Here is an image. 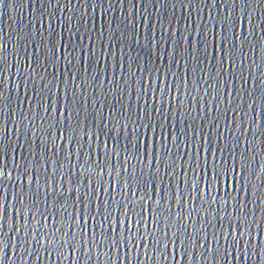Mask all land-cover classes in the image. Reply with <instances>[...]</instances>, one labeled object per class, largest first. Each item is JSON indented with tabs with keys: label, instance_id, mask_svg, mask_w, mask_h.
<instances>
[{
	"label": "snow or ice",
	"instance_id": "snow-or-ice-1",
	"mask_svg": "<svg viewBox=\"0 0 264 264\" xmlns=\"http://www.w3.org/2000/svg\"><path fill=\"white\" fill-rule=\"evenodd\" d=\"M34 2L0 38V264H264V0Z\"/></svg>",
	"mask_w": 264,
	"mask_h": 264
},
{
	"label": "water",
	"instance_id": "water-1",
	"mask_svg": "<svg viewBox=\"0 0 264 264\" xmlns=\"http://www.w3.org/2000/svg\"><path fill=\"white\" fill-rule=\"evenodd\" d=\"M36 8L37 5L34 2V0H6V4L4 7H0V38L3 39V42L6 44L7 48V55H8V61L11 64L13 61V49L11 47V44L13 41L17 39L18 33H23L27 31L29 28L36 26V21L33 19V17L36 15ZM49 9H51V5H49ZM143 9L140 8L139 4L137 6L136 10V22H137V28L138 30L142 27L143 23L146 22L145 18L148 16V14H151V19L153 24L156 23L155 17L158 15L163 14V10L161 9L160 12H157L153 7L152 4H147V12L145 13V17H141L140 12ZM215 9H213V14L215 15ZM221 11L223 12L224 9L222 8ZM191 12V14H189ZM203 16L204 20H207L206 12H204L202 9L197 11H191L187 7L181 8L179 4H177L175 9H172L171 6H169L166 14V18L164 19V25L165 28H168V20H173V23L171 25V31L173 33H176L177 30H183L184 28V20L185 17L188 19V22L190 25L193 24L194 21L203 23V21L197 20V15ZM115 15H119L117 12ZM131 15V13H129ZM256 16V13H254V17ZM173 17L175 19H173ZM176 21H179L178 23ZM99 22V19H98ZM259 27L260 25H257V34L259 35ZM155 30V28L153 29ZM245 64H244V74L247 76L249 74V64L251 63V59H254L256 61V65L261 64V49L259 43L256 45V51L255 53H252L247 46L245 47ZM23 56V54H22ZM251 58V59H249ZM111 59V58H110ZM256 65H253L251 68V71L253 74L257 73ZM103 67V64L101 65ZM59 75V73H58ZM236 87H239V81L233 82ZM248 88H252L251 83L246 85ZM233 90L232 85H229L228 91L231 92ZM233 99L235 100V96L233 95ZM223 107V105H222ZM251 112V110H249ZM256 114H257V123L262 122L261 117V107H260V101H259V93H257V105H256ZM233 114L229 113V117H231ZM220 131H224L223 128L220 129ZM9 134L11 135V128L9 130ZM220 146H223L221 143ZM262 160L261 156L257 154V157L255 161H253V166L259 169L261 166ZM163 171V170H162ZM159 191V189H158ZM10 200V198H9ZM253 205H249V208L251 209ZM259 209H257V212ZM9 214H12V209L9 208ZM147 214V212H146ZM264 223V220L257 222V224L253 225V230L256 231L257 235V241L255 244V250L258 259L260 258L261 252L264 251V240L260 239V231L259 226L260 224ZM227 226V225H225ZM251 251V249H249ZM135 254L130 252L129 258L127 260L123 261V264H139V262L134 258ZM15 257H13V260ZM103 259V257H101ZM141 260H143V256L140 257ZM53 261H55V257H53ZM53 261H49L46 257H44V264H53ZM230 264H242V261L240 260H232L231 257H229ZM8 264V262H6ZM19 264V262H17ZM55 264H70L68 260H64L62 262L55 261ZM78 264H84L83 260L79 261ZM90 264H94V262H90ZM169 264H175V261L169 262ZM180 264H185L184 261H181Z\"/></svg>",
	"mask_w": 264,
	"mask_h": 264
}]
</instances>
